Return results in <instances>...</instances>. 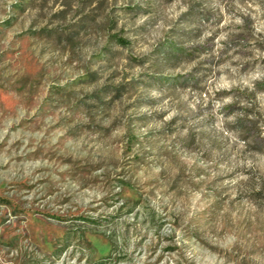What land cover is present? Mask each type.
<instances>
[{
    "label": "rangeland",
    "instance_id": "1",
    "mask_svg": "<svg viewBox=\"0 0 264 264\" xmlns=\"http://www.w3.org/2000/svg\"><path fill=\"white\" fill-rule=\"evenodd\" d=\"M264 0H0V264H264Z\"/></svg>",
    "mask_w": 264,
    "mask_h": 264
},
{
    "label": "trees",
    "instance_id": "2",
    "mask_svg": "<svg viewBox=\"0 0 264 264\" xmlns=\"http://www.w3.org/2000/svg\"><path fill=\"white\" fill-rule=\"evenodd\" d=\"M253 141L255 143H257L258 145H260V146H263L264 145V139H253Z\"/></svg>",
    "mask_w": 264,
    "mask_h": 264
}]
</instances>
